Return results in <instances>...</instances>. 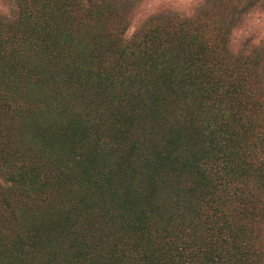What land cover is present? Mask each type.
<instances>
[{"label": "trees", "instance_id": "obj_1", "mask_svg": "<svg viewBox=\"0 0 264 264\" xmlns=\"http://www.w3.org/2000/svg\"><path fill=\"white\" fill-rule=\"evenodd\" d=\"M214 1L130 36L131 0L7 1L0 264H264V49L229 46L264 0Z\"/></svg>", "mask_w": 264, "mask_h": 264}, {"label": "rangeland", "instance_id": "obj_2", "mask_svg": "<svg viewBox=\"0 0 264 264\" xmlns=\"http://www.w3.org/2000/svg\"><path fill=\"white\" fill-rule=\"evenodd\" d=\"M8 0H0V12H7L10 8ZM206 0H131V11L128 15V22L124 32L125 36H130L147 18L161 12H174L180 16H191L193 12ZM238 0H215L211 7L225 8L228 4ZM60 22V19H56ZM81 20L82 22H80ZM93 23L85 20L84 14L77 18H72L67 27L62 31L72 34L73 38L87 39L95 33L96 29L92 28ZM32 32L25 38H30ZM229 46L231 50L240 48L248 50L249 48L261 47L264 49V3L262 7H254L245 13L241 21L232 28L229 36ZM26 111L22 110L17 113L16 109L12 110L5 118V126L11 134L13 144L21 148V151H30L25 146L27 136L24 133ZM264 213V208H263ZM259 225L264 229V217Z\"/></svg>", "mask_w": 264, "mask_h": 264}]
</instances>
